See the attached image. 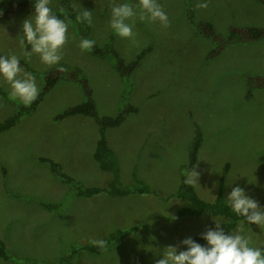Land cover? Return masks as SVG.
Returning a JSON list of instances; mask_svg holds the SVG:
<instances>
[{"label":"rangeland","instance_id":"374dc122","mask_svg":"<svg viewBox=\"0 0 264 264\" xmlns=\"http://www.w3.org/2000/svg\"><path fill=\"white\" fill-rule=\"evenodd\" d=\"M125 2L138 12V0H72L71 5L90 9V36L99 46L113 43L126 63L148 50L128 78L108 56L82 51L78 46L81 32L72 24L57 65L43 64L37 54L25 58L24 51H31V46L26 41L20 45L22 23L34 14L0 21V56L15 54L24 61L29 68L20 65L19 78L31 74L40 91L46 74L54 68H79L102 116L115 117L129 105L137 107L119 126L109 127L106 136L119 159L121 182L133 184L136 173L159 196H115L104 191L77 197L50 164L40 160L45 157L60 163L85 186L106 188L114 178L95 159L100 137L96 120L82 114L56 119L87 99L80 83L60 79L34 111L0 133V239L12 255L8 260L0 256V264H155L167 247L187 250L180 243L183 239L215 229V220L228 222L227 217L209 212L183 214L180 210L189 201L173 196L185 170L191 169L198 127L203 141L193 167L199 173L194 188L200 197L214 202L225 178L226 200L232 188L240 186L264 208V87H253L249 96L251 83L264 78V39L224 43V49L212 55L220 39L230 36L233 29L236 36L238 28L264 27V4L257 0H158L170 25L141 22L137 16L128 21L134 36L121 38L110 27L111 6ZM197 3L208 6L196 8ZM50 6L62 7V0H50ZM190 8L196 20L212 22L222 37L215 40L198 32L189 18ZM0 86L7 92V97L0 96L2 123L21 103L11 97L3 76ZM45 203L60 205L51 210ZM244 228L254 245L264 242V230L257 225L246 222ZM119 229L127 230L125 237L113 241L107 251L81 249L71 262L64 260L74 248L108 240Z\"/></svg>","mask_w":264,"mask_h":264},{"label":"trees","instance_id":"16d2710c","mask_svg":"<svg viewBox=\"0 0 264 264\" xmlns=\"http://www.w3.org/2000/svg\"><path fill=\"white\" fill-rule=\"evenodd\" d=\"M257 1L264 4V0H257ZM71 2L72 0H62V7L58 9H54L50 5L49 6L53 9L55 14L60 19L65 20V22L71 21L70 24L74 25L76 28H78V30H80L83 39L87 38L94 40L90 36V25L86 21L80 23L77 22L76 20V17L78 15H82L84 11L86 10L90 11V9L86 8L82 10H77L72 7ZM34 3L35 0L1 1L0 21L11 20L25 13L34 14ZM189 18L191 20V23L194 25V27L197 29L198 32H201L207 35L208 37H212L215 40L216 39L219 40L222 37L218 33L215 25L212 22L196 20L192 8L189 9ZM234 30L235 29H233V32ZM233 32L230 36L226 37L228 40L227 42H226V38L222 37L220 39L221 43L216 47L212 55H218L224 49V43H230V42L244 43V42L264 39V27H248L245 29L238 28L236 30V36L235 33ZM147 51L148 50H145L136 60L130 63L125 62V60L121 57L119 51L115 48L113 43H110L106 47L99 46L97 43H95L93 49L91 50V53L95 56L102 58L108 56L114 62L116 69L122 74V76L128 78L137 68V66L140 63V60L147 55ZM19 62L21 66L29 68V66L24 61H19ZM64 78L80 83L84 89L87 99L86 101H83L81 103L75 104L67 108L65 111L58 114L56 116V119L62 120L68 116L82 114V115L90 116L96 120V122L99 125L100 137L97 143L96 151L94 153L95 159L98 161L101 169L112 172L114 178L106 188H101L97 186H85L81 184L74 176L64 171L60 163L45 157H41L40 160L42 162H48L51 166L52 171L64 183L70 185L74 189V194L77 197H92L104 191L110 195H115V196H127L130 194L142 193V194H148L158 197L159 196L158 191L155 188H153L150 184H148L146 181L138 178L136 173L134 174L133 184L124 185L121 182L119 159L115 151L110 147L106 136V132L109 127L119 126L123 122L126 114L136 112L138 111V108L135 107L134 105H129L124 112H121L119 115L115 117L100 115L97 110L96 102L93 98L92 89L89 85V81L86 78V76L82 74L81 70L77 67L61 66L49 71L46 74V77L44 79V85L41 91L39 92L37 99L33 101L29 106H25L21 102H19L21 103V106L18 109V111L14 115L6 119L4 122L0 123V133L12 128L19 121V119L23 114L34 111L37 108V106L40 104V102L43 100L44 95L49 91H51L60 79H64ZM250 87L251 88L249 90V96L252 94L251 89L253 87H264V78L257 81L256 83H251ZM0 96L7 97V92L1 86H0ZM202 141H203V132L198 127L197 136L193 142L192 150H191L190 168H192L198 161L199 158L198 154L202 145ZM227 169L228 166H226L225 174L228 173ZM184 179L185 176L182 177L179 189L173 195L180 199H186L189 201V204L181 208L180 210L181 213L195 216V215H201L205 212H209L212 213L213 215L225 216L229 219V221L220 225L224 229L225 233L232 231L236 227V225L243 220L242 217H237L236 214L231 211L230 207L227 206V201L223 190L225 178H222L221 189L219 191L217 199L214 202H208L202 199L198 194V192L195 190L194 186H189L184 184ZM44 205L46 208L52 210L54 208H58L57 206H59L60 203L58 204L45 203ZM126 232L127 230H122V229L113 232L110 235L109 239L106 240L107 247L113 241L121 242L125 237ZM193 240L201 245H205L207 243V241L202 239L201 233L197 235ZM81 249H85L93 253H100L102 251L100 248L94 246L93 244L92 245L89 244V245L81 246L79 248H74L71 254L64 257V260L66 262H71L77 256V254ZM0 256L6 260L12 258V255L9 253L6 243L1 239H0Z\"/></svg>","mask_w":264,"mask_h":264},{"label":"clouds","instance_id":"9594fccd","mask_svg":"<svg viewBox=\"0 0 264 264\" xmlns=\"http://www.w3.org/2000/svg\"><path fill=\"white\" fill-rule=\"evenodd\" d=\"M50 0H35L34 16L22 23L23 36L20 45L25 41L31 46V51H24V56L30 59L37 54L41 62L49 67L57 65L63 58L62 48L68 42V28L71 21L60 19L49 6ZM207 3H197L196 8H206ZM134 6L122 3L111 6L110 27L121 38H132L133 25L128 21L134 17L141 22H159L164 28L170 25L169 18L158 0H138ZM77 22L92 24V13L84 11L76 17ZM92 39H81L79 47L82 51H91L95 45ZM22 69L19 58L15 54L0 56V76L10 85L11 97L18 99L23 105L29 106L39 95L36 78L27 74V78H19ZM184 184L195 186L199 173L195 168L185 170ZM227 206L242 222L229 233H225L220 226L221 221L215 220V229H208L201 233L207 246L201 245L191 237L180 243L187 246V250L177 252L178 246H169L163 252V258L155 264H264V242L254 245L251 235L245 234L244 225L255 224L264 230V208L258 202L245 194L240 186L233 187L227 197ZM91 243L103 251H107V241L93 240Z\"/></svg>","mask_w":264,"mask_h":264}]
</instances>
